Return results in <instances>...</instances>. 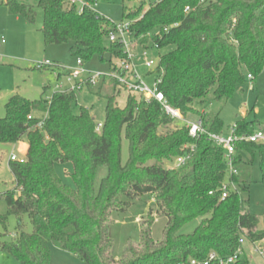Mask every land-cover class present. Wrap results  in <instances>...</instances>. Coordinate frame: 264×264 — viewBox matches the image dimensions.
Wrapping results in <instances>:
<instances>
[{
    "label": "trees",
    "instance_id": "trees-1",
    "mask_svg": "<svg viewBox=\"0 0 264 264\" xmlns=\"http://www.w3.org/2000/svg\"><path fill=\"white\" fill-rule=\"evenodd\" d=\"M84 1L95 5V0ZM125 1L134 3L130 9L122 5V21L131 23L130 37L139 38L141 49H167L148 73L159 80L157 90L183 118L196 114L208 131L223 133L221 119L216 115L207 124L194 103H202L209 92L216 99L229 98L248 75L253 80L261 74L264 0ZM5 6L10 15L34 22L35 6L19 0H7ZM36 7L43 13L45 47L67 44L69 53L82 63L98 56L109 62L111 73L118 71L117 63L125 55L119 43L108 39L114 28L109 19L87 7L79 12L67 0H38ZM59 69L57 64L50 67L57 76ZM79 91L33 100L15 93L4 104L0 144L14 145L25 138L27 148L21 159L9 160L14 188L1 194L6 211L0 215V236L9 233L8 217L13 216L16 225L13 237L0 241V251L18 264H49L51 244L86 264H178L191 258L204 261L210 253L227 258L241 249L229 264H252L243 245L259 243L264 251V221L261 224L250 212L241 194L253 182L254 157L264 192V143L236 144L237 174L230 178L235 190L221 199L226 177L221 147L205 135L189 136L185 123L166 114L155 99L145 101L130 92L123 107L116 104V92L107 97L103 121L96 129L89 108L77 104ZM236 125L238 133L255 131L244 119ZM123 138L128 144L125 163ZM191 144L195 149L190 160L174 168L183 148ZM245 154L249 160L243 159ZM55 163L71 167L73 187L62 182ZM100 168L104 173L98 179ZM142 195L153 199L149 216L154 209L166 217L163 238H152L151 219L140 230L139 240L128 243L115 258L108 217ZM193 219H200L194 230L179 233ZM208 264L220 263L215 259Z\"/></svg>",
    "mask_w": 264,
    "mask_h": 264
},
{
    "label": "rangeland",
    "instance_id": "rangeland-1",
    "mask_svg": "<svg viewBox=\"0 0 264 264\" xmlns=\"http://www.w3.org/2000/svg\"><path fill=\"white\" fill-rule=\"evenodd\" d=\"M1 1V0H0ZM7 1V0H6ZM5 1V2H6ZM26 4L35 6V20L33 23L26 22L22 17L16 19L9 14L7 7L0 4V116L4 115V104L7 99L19 93L27 99H38L40 96L49 98L54 92H61L68 88L71 83L67 82L64 74L67 67L75 65L76 57L68 51L67 44L50 45L43 44L41 27L43 20L42 10L36 7L38 0H19ZM128 9L134 6L133 2L123 0H95L93 10L109 19L111 23L118 24L122 21V5ZM139 38L135 40L138 42ZM141 46L136 49V68L143 76L146 83L151 84V77L147 74L151 71L147 69L141 61ZM167 49L158 50L156 48L147 49L148 57L155 60L159 54ZM49 60L52 64H57L61 73L57 76L50 67L42 70L33 67L35 62ZM85 69L98 71L102 74L110 72L109 62L105 59L101 61L98 56H93L89 61L83 63ZM57 72V68L55 69ZM54 70V71H55ZM102 78L95 85L83 86L77 94V104L89 108L96 123H101L104 117V109L107 97L116 92V104L123 107L126 103L128 91L121 85L113 86L109 79L102 81ZM46 86V88H44ZM61 86V89L58 88ZM194 107L205 117L208 124L214 116H218L222 121V132L227 133L230 126L244 119L251 122L255 130L264 129V69L260 75L253 80L247 78L243 83L237 85L229 98L216 99L209 92L202 103H194ZM199 116L190 114L185 117L187 121H196ZM17 145V144H16ZM11 144H0V215L6 211V205L1 198V194L14 188V179L9 169V156L14 154L18 159L23 157L22 145H26L25 138H22L17 146ZM128 156V144L123 138L121 145V163H125ZM244 160H249L248 155L243 156ZM55 171L63 183L73 187L71 179V167L68 164L55 163ZM67 172V173H66ZM104 168H100L98 179L103 175ZM250 176L252 183L249 185L247 193H242L241 198L248 200V209L264 221V192L260 183V169L258 158L254 157L251 163ZM151 199V198H150ZM148 195L136 198L124 211H112L108 217L110 234L112 238V253L115 258H119L128 243H136L139 240L141 229L150 224V233L155 241L163 238V229L166 217L152 210L149 216V209L153 199ZM200 219H193L186 222L179 233H191L199 224ZM25 229L29 230V225L24 219ZM16 220L13 216L7 218L8 235L0 236V241L9 240L13 237ZM2 226L0 224V232ZM244 249L252 264H264V258L256 254L249 243L244 242ZM0 264H18V262L6 253L0 251ZM49 264H86L76 255L61 250L56 244L50 246Z\"/></svg>",
    "mask_w": 264,
    "mask_h": 264
},
{
    "label": "built area",
    "instance_id": "built-area-1",
    "mask_svg": "<svg viewBox=\"0 0 264 264\" xmlns=\"http://www.w3.org/2000/svg\"><path fill=\"white\" fill-rule=\"evenodd\" d=\"M5 1L6 0H1L0 3ZM67 1L70 5H76L79 12H82L85 7L93 9L92 6L84 0ZM188 11L189 7H186L184 12L187 13ZM130 25V21H122L118 24H114V28L108 36L110 41L117 42L122 46L123 53L125 55V58L117 63V72L102 74L98 71L85 69L81 59L76 58L75 65L67 67V72L64 74L66 81L71 83V85L61 92L79 91L83 86L95 85L99 78H112L117 81L118 85H121L128 92L140 94L145 101L155 99L161 105L166 114L172 118L182 120L185 123L189 136L196 138L198 136L205 135L208 140L212 141L215 145L223 149V158L226 163V177L221 185L220 198H226L230 189L235 190V185L232 183L230 178L237 174V169L234 165L236 144L240 142L264 143V129H257L252 133H238L237 125L235 123L230 126L227 133H214L208 131L207 127L200 118L196 121L185 120V118L182 117L177 109L171 107L166 102L163 93L157 90L156 85L159 80L154 76L151 84H148L145 82L143 76L138 72L135 65V55L138 42L130 37ZM141 61L143 65L151 71H153L157 65V59L155 60L152 57H148L146 49H141ZM54 66L55 65L49 60L35 62L33 65L35 69L39 70H42L45 67L48 68ZM247 78L251 79V75H248ZM58 88L61 89V86ZM42 124L43 122L40 121L38 123V127H40ZM100 126L101 124L98 123L96 129H99ZM183 149L184 153L176 158L174 162V168L182 167L190 160L195 146L191 144L189 146H185ZM9 160L16 161L18 158L14 154H11L9 156ZM209 194L211 195L212 192L210 191ZM239 242L243 243V240H240ZM252 247L256 254L262 258L264 257V251L259 246V243L252 244ZM240 254L241 249H238L233 255L227 258H219L215 253H210L204 261L191 258L187 262H181L178 264H208L215 259L218 260L220 264H229L236 260Z\"/></svg>",
    "mask_w": 264,
    "mask_h": 264
},
{
    "label": "crops",
    "instance_id": "crops-1",
    "mask_svg": "<svg viewBox=\"0 0 264 264\" xmlns=\"http://www.w3.org/2000/svg\"><path fill=\"white\" fill-rule=\"evenodd\" d=\"M16 17V19L18 18L17 16H15ZM138 48V47H137ZM139 49H141V47L139 48ZM147 77H151V81H152V79L154 78V76L152 75V74H147ZM106 81V80H105ZM102 82V81H101ZM104 82V81H103ZM17 145H18V143H16ZM16 144H14V146L16 145ZM16 145V146H17ZM26 148H27V145H22L21 146V148H19V150L21 149V152L24 154L25 153V151H26ZM243 250L245 251V249H244V246H243Z\"/></svg>",
    "mask_w": 264,
    "mask_h": 264
}]
</instances>
